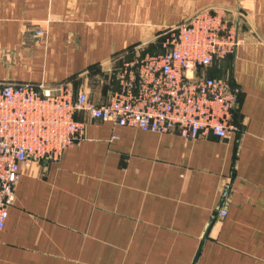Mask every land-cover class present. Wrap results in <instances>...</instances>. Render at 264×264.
I'll return each mask as SVG.
<instances>
[{
    "label": "crops",
    "instance_id": "1",
    "mask_svg": "<svg viewBox=\"0 0 264 264\" xmlns=\"http://www.w3.org/2000/svg\"><path fill=\"white\" fill-rule=\"evenodd\" d=\"M210 7L233 11L245 40L223 62L240 131L188 140L75 114L83 138L23 167L0 264H264V0H0V83H69L107 102L112 69Z\"/></svg>",
    "mask_w": 264,
    "mask_h": 264
},
{
    "label": "built area",
    "instance_id": "2",
    "mask_svg": "<svg viewBox=\"0 0 264 264\" xmlns=\"http://www.w3.org/2000/svg\"><path fill=\"white\" fill-rule=\"evenodd\" d=\"M244 43L235 13L210 7L166 27L159 51L124 59L111 73L116 88L107 102L69 83H0V231L23 167L59 162L83 138L79 112L143 131H176L188 140L207 134L226 139L240 131L232 77L207 69L220 67Z\"/></svg>",
    "mask_w": 264,
    "mask_h": 264
},
{
    "label": "water",
    "instance_id": "3",
    "mask_svg": "<svg viewBox=\"0 0 264 264\" xmlns=\"http://www.w3.org/2000/svg\"><path fill=\"white\" fill-rule=\"evenodd\" d=\"M196 12V11H195ZM195 12H193L192 14H194ZM191 13H186L183 17H182V20H181V22H183L186 18H188L189 16H191L192 15ZM180 22V23H181ZM177 25V24H176ZM172 26V25H171ZM169 27V26H168ZM41 36H42V33L37 29V27H31L29 30H27L26 32H25V41L26 42H30V44L32 45V46H34L37 42H38V40L41 38ZM29 44H27V46H28ZM30 45V46H31ZM8 55H9V52H7V51H2V52H0V56L2 57V58H5L6 60H7V58H8ZM224 200L222 199V202H223ZM221 205V204H220Z\"/></svg>",
    "mask_w": 264,
    "mask_h": 264
},
{
    "label": "rangeland",
    "instance_id": "4",
    "mask_svg": "<svg viewBox=\"0 0 264 264\" xmlns=\"http://www.w3.org/2000/svg\"><path fill=\"white\" fill-rule=\"evenodd\" d=\"M119 67V66H118ZM115 69H118L117 67L112 69L110 71V75L111 73L114 72ZM231 70L230 67L229 68H225L223 67V63L221 64L220 67H210L207 69V74L209 75H217V76H221V77H226L229 78L231 76ZM110 85H113L114 81L113 80H109Z\"/></svg>",
    "mask_w": 264,
    "mask_h": 264
}]
</instances>
